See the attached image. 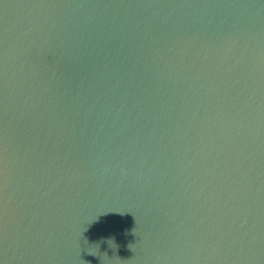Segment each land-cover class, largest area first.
Segmentation results:
<instances>
[{
	"label": "water",
	"instance_id": "obj_1",
	"mask_svg": "<svg viewBox=\"0 0 264 264\" xmlns=\"http://www.w3.org/2000/svg\"><path fill=\"white\" fill-rule=\"evenodd\" d=\"M2 264H264V0H0Z\"/></svg>",
	"mask_w": 264,
	"mask_h": 264
},
{
	"label": "snow or ice",
	"instance_id": "obj_2",
	"mask_svg": "<svg viewBox=\"0 0 264 264\" xmlns=\"http://www.w3.org/2000/svg\"><path fill=\"white\" fill-rule=\"evenodd\" d=\"M0 264H2V261H0Z\"/></svg>",
	"mask_w": 264,
	"mask_h": 264
}]
</instances>
